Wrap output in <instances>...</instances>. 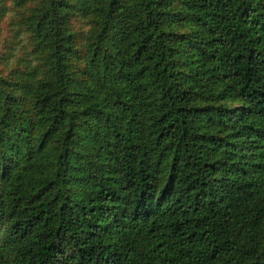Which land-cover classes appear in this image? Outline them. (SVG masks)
<instances>
[{
  "label": "trees",
  "instance_id": "1",
  "mask_svg": "<svg viewBox=\"0 0 264 264\" xmlns=\"http://www.w3.org/2000/svg\"><path fill=\"white\" fill-rule=\"evenodd\" d=\"M0 264H264V0H0Z\"/></svg>",
  "mask_w": 264,
  "mask_h": 264
}]
</instances>
